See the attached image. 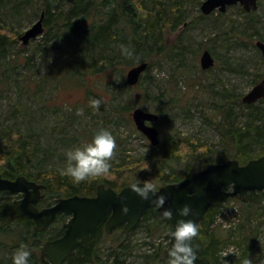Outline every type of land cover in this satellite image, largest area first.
Wrapping results in <instances>:
<instances>
[{
	"label": "rangeland",
	"instance_id": "rangeland-1",
	"mask_svg": "<svg viewBox=\"0 0 264 264\" xmlns=\"http://www.w3.org/2000/svg\"><path fill=\"white\" fill-rule=\"evenodd\" d=\"M204 1L180 0L181 20L171 31H165L170 51L151 56L152 69L142 75L141 86L133 91L127 88L126 75L130 69L128 63L134 55H122V43L102 50L103 45H92L82 38L85 29L67 35L64 22L56 21L24 46L21 38L46 10L45 0L3 3L0 28L9 36V41L5 50L0 51V143L4 140L2 130L5 126L23 133L33 132L47 153L41 171H62L66 167L67 150L89 142L96 129L108 128L117 144L111 162L119 159L129 165L136 164L128 169L134 176H122L115 183V189L131 185L134 180L153 184L146 176L153 165L160 162V152L154 150L155 146L134 123L119 124L113 117L115 110L125 109L126 117L130 119L133 109L140 107L163 114L156 123L160 144L164 140H178L184 142L183 145L197 146L201 150L198 155L209 161L237 158L247 163L249 157L239 153L234 143L222 139L220 125L229 112L238 127L252 120L243 97L264 78V55L256 47L257 41L264 42V16H257L253 21L240 11V5L205 16L201 9ZM259 2L264 6V0ZM71 5L70 0L63 5L56 3L52 12L61 17L59 13L65 11L66 14ZM91 22L98 24L97 16ZM4 24L6 28H3ZM205 50H209L216 60L215 67L209 70H202L200 65ZM93 61L100 65L107 61L110 70L105 69L103 74ZM70 64L71 69H75V76L64 79L63 74L67 75ZM92 98L101 99L98 108L91 105ZM255 106L257 112L264 111V102L258 101ZM205 145L208 149L213 148L212 151L206 153ZM182 150L183 154L193 155L189 147L184 146ZM192 164L194 168L202 169L197 161ZM17 198L18 195L0 192V204H13ZM57 198L42 202L44 205L54 204ZM259 211L264 212V201L253 204L229 199L216 215L210 231L223 230L227 235L217 253L220 261L227 258L229 264H234L250 257L253 264H264V214ZM250 218L253 220L251 225H245ZM67 220L68 217L64 222ZM158 221V216L151 215L127 237L123 235V229L112 234L99 233L95 241L96 256L91 257L93 262L89 264H113L117 254L125 264H169L170 258L163 261L160 254L169 247L166 234L170 229L164 232L165 227H158ZM244 226L251 229L247 238L240 233ZM4 230L8 231L7 235L0 236V261L7 260L5 264H11L8 260L16 250L11 245L19 241L15 233L25 232L30 244L29 259L34 260L32 264H41L37 260L51 234L33 238L29 229L16 223L5 226Z\"/></svg>",
	"mask_w": 264,
	"mask_h": 264
},
{
	"label": "trees",
	"instance_id": "trees-1",
	"mask_svg": "<svg viewBox=\"0 0 264 264\" xmlns=\"http://www.w3.org/2000/svg\"><path fill=\"white\" fill-rule=\"evenodd\" d=\"M16 1L17 0H0V7L3 3H16ZM70 1L72 5L70 6L69 12L65 14V11H62L59 14L64 17H57V15H54L52 12L53 6L56 3L63 5L66 0H45L46 10H44V13L46 16L44 26H49L50 23H56V21H62L64 22V27L68 30L67 35L72 31L76 32L77 30L85 29L82 31L85 34L82 35V38L85 39L86 42H90L92 45H103L102 50L114 44L122 43L128 45L132 48L134 55L128 63V66L132 68L141 63H148V68L145 74L153 67V62H151L152 57L164 55L165 51H170L171 46L166 45L165 31L167 29L171 31L176 27L181 20L180 17L182 15L180 0H170L169 2L165 0H147L146 2H144V0ZM110 7H113V9L111 8L110 11L105 10ZM79 11L82 13H78ZM240 11L246 13L247 16L253 19V21H255L257 16H264V6L263 4H260V2L259 10L256 12L248 13L243 8H240ZM96 16L99 20L98 24L91 22ZM202 17L205 18L204 16ZM0 21H2L1 18ZM2 26L3 28H6L5 24ZM65 38H67L66 34ZM8 41L9 36L4 34L0 28L1 52L5 50L4 47L7 45ZM104 59L107 60V58ZM93 65L103 74H105V69L108 71L110 70L107 67L109 66L107 65V61L104 65H100L99 62L93 61ZM71 66L72 64L67 68V75L65 76V74H63L64 79L67 76H75V69H71ZM107 74L109 75V72ZM260 77H262V75H260ZM257 81L258 79L255 80V83H257ZM141 82L142 78L136 86H130L128 83H126V85L128 90L133 91L136 87L141 86ZM224 100L225 102H228L226 98H224ZM130 102L132 103V100H130ZM260 102H264V98L261 99ZM255 105L256 103L247 105L252 119L251 122L246 123L242 127H238L236 126L235 117L229 112L224 116V122L220 125V132L223 134L222 139L225 142L231 141L234 143L233 145L236 147L237 151L239 153L243 152L245 157H249L250 160L264 155V111H261V113L257 112ZM126 116L125 109L115 110L113 114V117L117 119L119 124H127L129 121L133 124L134 121L131 118L132 116H130V119ZM162 116L163 114H160V118ZM258 120L261 122L260 124L256 123ZM97 130L98 129L95 131L97 132ZM2 131L4 134V140L0 143V173L5 178L15 179L18 176H25L31 181L44 184L46 189L43 192L46 193L47 196L50 195V197L44 195V201H46L47 198L51 199L58 197L57 199H59L68 198L74 195L94 196L93 194L96 192L98 185L103 183L107 187L115 189V183L122 176L127 178L134 176V173L129 172L128 169L132 168L134 165L136 166V164L129 165L125 160L119 159L111 162V168L108 174L79 183L74 182L70 176L62 174V171L59 170H48L43 172L41 171L42 161L47 153L35 134L33 132L23 133L18 129L9 128L7 126H5ZM183 144L184 142L181 143L178 140H164L162 144L154 148L156 152H160V162L153 165L151 172H149V175L147 174L146 179L153 182L155 189L169 183L179 182L188 173L201 170L192 166V163L195 161L198 162L202 169L210 163L225 162V159L216 162L209 161L205 156L198 155L201 150L198 149L197 146L189 143L185 145ZM184 146L189 147L191 150L190 152L193 155L190 156L189 153L183 154L182 148H184ZM205 148L208 149V146L205 145ZM212 149L213 148H209L206 153L212 151ZM234 160H238L241 165H244L243 163L246 162V160L242 162L237 158ZM182 162H185L184 165H181ZM136 182L138 181L134 180V183ZM126 186L128 185H125L122 188ZM11 205L12 204L9 202L0 204V236L7 235L8 230L5 231L4 227L11 226L14 223L29 229L31 231L29 234L37 239H40L47 234H51L47 240L55 239L63 235L65 230L63 225L66 216L60 215L55 224L50 228L42 232H37L35 229V223L32 220L26 217L15 219L12 214L7 213L10 211ZM220 211V208H210L203 221L198 225L197 236L202 241L200 257L209 258L212 264H229L227 258L226 260L221 259L222 261H220V257L217 256L218 251H220L222 245L226 241L225 237L227 235L223 233V230H220V232L218 230L211 232L209 229L216 215ZM258 213L264 214L262 211H259ZM252 214H257V212ZM151 215L158 216L159 221L157 226H164V232H166L167 228L170 229L171 224L168 220V216L159 214L156 208L148 210L141 222L149 220ZM251 220L252 219L250 218L248 224L245 225H251ZM247 226H244L245 228L240 230V233L244 238H247L249 235L248 231L251 230L250 227ZM56 228H58V231L54 232ZM119 229H123L122 226L117 230ZM132 232H134V230ZM99 233L105 234L106 231L103 227H99L94 231L91 235L88 246L86 248L79 247L75 256L70 258L68 264H89V262H93L92 259L96 256V235ZM16 235L19 238V241L15 242L14 245H11L14 250L21 244H26L27 246L30 245L28 244V238L25 237L27 233H15V236ZM123 235L127 237L124 229ZM5 247H7V245ZM121 247L125 248L123 245ZM252 248L254 249V245ZM122 252H124V249ZM160 255L163 261H168L165 252H162ZM8 261L13 264L11 258ZM37 261L41 262L40 259ZM242 261H238L234 264H242ZM29 262L32 264L34 263V260L30 258ZM5 263H7V260L5 261L2 259L0 261V264ZM113 264H125L124 260L121 259L120 254L114 256Z\"/></svg>",
	"mask_w": 264,
	"mask_h": 264
},
{
	"label": "water",
	"instance_id": "water-1",
	"mask_svg": "<svg viewBox=\"0 0 264 264\" xmlns=\"http://www.w3.org/2000/svg\"><path fill=\"white\" fill-rule=\"evenodd\" d=\"M240 5L246 12L259 10V0H206L202 4L205 16L219 10L225 12L229 6ZM45 13L42 12L39 20L28 29L21 40L26 46L31 40L42 34L45 30ZM256 47L264 55V42L259 40ZM202 70H209L216 65V60L209 50H205L200 58ZM148 63H141L127 72V83L136 86L146 72ZM264 98V79L256 84L250 92L245 94L243 102L246 105L255 104ZM136 129L151 142L159 146L160 133L156 123L160 115L137 107L131 113ZM136 184H147L136 182ZM132 185V184H131ZM128 185L120 191L105 184L97 187L96 195H74L68 198H59L49 208L39 210L35 204L44 198V184L31 181L25 176L9 179L0 173V192L21 195L11 206L12 216L15 219L28 218L35 223L37 232L50 228L60 215L68 217L64 223L62 236L48 240L41 250V258L46 264H63L76 254V249L86 248L91 234L99 226L105 224V231L112 234L120 226L128 235L138 227L146 212L157 209L163 215L164 211L171 210L172 216L168 217L171 228L166 234L170 241L169 233L174 230L176 222L180 219L179 209L185 204L191 206L192 212L183 219L194 220L198 225L203 221L210 208H222L230 198H237L245 203L260 204L264 200V155L251 159L245 165L238 160L230 159L222 163H210L204 169L188 173L181 181L173 182L154 189L155 194H150V199H142ZM163 195V205L156 202V197ZM124 206L127 211H124ZM197 247L194 264H212L209 258L200 257L202 241L194 237ZM168 249L165 256L169 257Z\"/></svg>",
	"mask_w": 264,
	"mask_h": 264
},
{
	"label": "clouds",
	"instance_id": "clouds-1",
	"mask_svg": "<svg viewBox=\"0 0 264 264\" xmlns=\"http://www.w3.org/2000/svg\"><path fill=\"white\" fill-rule=\"evenodd\" d=\"M121 54L132 56L133 50L130 46L121 44ZM90 103L99 107L100 98H92ZM116 138L108 128H101L89 142L81 146L70 148L66 152V167L62 174L70 176L74 182L79 183L91 178L99 177L109 173L111 161L116 150ZM133 190L145 200L150 199V194H155V185L152 183L131 185ZM165 196L156 197V202L163 205ZM124 211L127 207L124 206ZM192 212L191 206L185 204L179 209L180 219L177 220L174 230L168 235L171 240V247L168 249L169 264H194L196 259V243L193 240L198 234V224L191 219H183ZM164 215L171 217V210H165ZM31 251L26 244H21L13 253V264H30ZM227 255V253H224ZM242 264H253L250 257L243 259Z\"/></svg>",
	"mask_w": 264,
	"mask_h": 264
},
{
	"label": "flooded vegetation",
	"instance_id": "flooded-vegetation-1",
	"mask_svg": "<svg viewBox=\"0 0 264 264\" xmlns=\"http://www.w3.org/2000/svg\"><path fill=\"white\" fill-rule=\"evenodd\" d=\"M262 195H264V194H262ZM19 199H21V195H18V198H17V200H19ZM44 200V198L43 199H41L38 203H36L35 204V206L39 209V210H42V209H44V208H49V207H51V206H53L54 204H49V205H44L43 204V201ZM8 214H12V212H11V210L9 211V212H7ZM100 228L101 227H103L104 229H105V224H102L101 226H99ZM98 227V228H99ZM119 228V227H118ZM118 228H116L114 231H116ZM122 228L124 229V226H122ZM92 235V234H91ZM91 238V237H90ZM90 241V240H89ZM44 245V244H43ZM43 247V246H42ZM78 249V248H77ZM77 249H76V252H77ZM41 250H42V248H41ZM40 260H41V262H42V264H46V260H48V258H46V260L45 261H43L42 260V258H41V252H40ZM69 260L70 259H68L66 262H64L63 264H68V262H69Z\"/></svg>",
	"mask_w": 264,
	"mask_h": 264
},
{
	"label": "bare ground",
	"instance_id": "bare-ground-1",
	"mask_svg": "<svg viewBox=\"0 0 264 264\" xmlns=\"http://www.w3.org/2000/svg\"><path fill=\"white\" fill-rule=\"evenodd\" d=\"M13 252V251H12Z\"/></svg>",
	"mask_w": 264,
	"mask_h": 264
},
{
	"label": "built area",
	"instance_id": "built-area-1",
	"mask_svg": "<svg viewBox=\"0 0 264 264\" xmlns=\"http://www.w3.org/2000/svg\"><path fill=\"white\" fill-rule=\"evenodd\" d=\"M223 210V209H222Z\"/></svg>",
	"mask_w": 264,
	"mask_h": 264
}]
</instances>
